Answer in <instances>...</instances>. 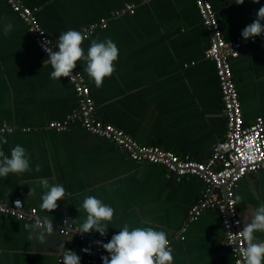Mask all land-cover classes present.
<instances>
[{"label":"crops","instance_id":"crops-1","mask_svg":"<svg viewBox=\"0 0 264 264\" xmlns=\"http://www.w3.org/2000/svg\"><path fill=\"white\" fill-rule=\"evenodd\" d=\"M37 8L41 26L52 40L69 28L82 30L100 20L82 41L111 38L119 49L111 76L97 87L77 61L74 68L90 87L96 116L122 130L141 145L159 146L179 156L205 162L225 140L227 121L214 63L205 57L209 35L194 0H21ZM224 36L234 40L256 18L264 0H210ZM134 14H117L126 5ZM12 30L4 34L3 25ZM244 122L264 116V39L243 46L232 60ZM47 58L39 52L26 24L5 0H0V152L16 144L25 147L31 170L0 177V203L19 199L37 217L73 228L86 215L85 196H96L114 209L111 238L125 223L155 226L171 241L172 264H232L217 212L207 210L195 221L188 212L205 190L196 177L177 178L161 165L137 162L115 142L89 132L69 116L79 108L73 84L66 77L50 78ZM62 122L57 131L48 125ZM39 165V171L36 170ZM59 183L65 196L53 210L41 209L45 191L39 178ZM30 188L32 189L29 193ZM237 207L244 212L264 203V169L244 177L236 188ZM77 218L75 221L73 219ZM34 222L0 212V264H62L57 245L77 251L81 264L98 261V232L65 235L58 230L35 239ZM27 225V227H26ZM184 239H181V237ZM264 240V232L257 233ZM105 242V241H104ZM83 249H89L84 251Z\"/></svg>","mask_w":264,"mask_h":264},{"label":"built area","instance_id":"built-area-1","mask_svg":"<svg viewBox=\"0 0 264 264\" xmlns=\"http://www.w3.org/2000/svg\"><path fill=\"white\" fill-rule=\"evenodd\" d=\"M5 1L26 24L37 49L47 58V53L44 51L42 44L48 40L49 45L54 48L57 40H52L39 23L38 9L24 5L21 0ZM194 2L203 27L209 35V46L205 52V57L215 65L227 121L224 142L216 147L205 162L188 157L183 158L172 150L159 146L141 145L122 130L100 120L96 116V105L90 87L84 76L75 69H73L74 76L72 79L66 78L74 86L79 99V108L68 119L80 120L89 132L115 142L137 162L161 165L177 178L191 176L202 180L206 188L200 198L189 209V221L197 220L207 210L217 212L224 230L225 244L233 257L232 264H243L239 251V248L245 246L242 237L238 246L235 243L237 232L243 226L242 223H237L242 219L237 207L235 193L239 182L244 177L264 169V116H258L250 125L245 124L239 91L234 80L232 60L239 56V50L243 46L263 40L264 34L249 39L239 36L234 40H227L210 0H194ZM134 13L135 6L131 4L126 5L117 12L119 15ZM107 26V21L103 19L84 27L80 31L88 39L97 29H105ZM48 126L57 131H62L65 128V124L62 122H51ZM9 128L11 127L0 126V134L14 131V128H11L12 131L9 132ZM16 201H20V204L17 205ZM0 212L34 223L36 218H39L35 208L25 210L23 202L19 199L0 203ZM39 219L40 227H42L44 220ZM71 228L73 227L67 221H63L61 226L53 224V232L58 230L65 235H70L73 232L70 230ZM181 239H184V237L182 236ZM230 239L233 242L232 244H228ZM103 240L107 242L108 237L104 236ZM168 241V247H171V241ZM96 253L107 254L101 245L96 248ZM90 264L102 263L94 260Z\"/></svg>","mask_w":264,"mask_h":264},{"label":"clouds","instance_id":"clouds-1","mask_svg":"<svg viewBox=\"0 0 264 264\" xmlns=\"http://www.w3.org/2000/svg\"><path fill=\"white\" fill-rule=\"evenodd\" d=\"M241 5L245 0H232ZM253 3H260V0H253ZM13 25H3V33L7 34L12 30ZM264 34V4L258 8L256 18L241 30V36L245 39L254 38ZM80 30L69 28L62 32L53 48L46 40L42 47L47 53V61L52 67L49 73L50 78L74 76L73 69L77 61L83 65L84 71L93 80L97 87L103 84L106 77L112 75L115 68V61L119 56V49L116 43L108 37L103 40L92 39L85 50L82 41L86 39ZM56 49V50H54ZM76 75V74H75ZM8 131H12L11 128ZM5 138L0 136V142ZM31 170L30 160L26 149L21 144H16L10 149L9 154L0 152V177H7L12 174H23ZM39 171V165H36ZM39 184L45 191L41 194V209L53 210L58 207L57 201L65 196V188L62 184L53 183L45 177L39 178ZM32 189L30 188L29 193ZM19 205L20 201H16ZM86 213L82 221L70 230L79 234L98 232L104 236L109 229V222L114 216V209L96 196H85L80 205ZM77 218L73 219L74 221ZM65 219L64 221H66ZM242 227L237 232L236 245H239L242 237L245 246L239 248L243 264H264V240L259 239L257 233L264 232V203L249 208L244 212ZM27 227V225H26ZM33 230L38 227L40 230L35 233V239L44 242L47 237L45 233L53 232V222L45 219L40 227V219L36 218L31 225ZM107 255L101 256L102 264H172V250L167 239V234L155 226H131L125 223L119 231L113 233L107 241H98ZM231 239L228 244H232ZM89 251V249H83ZM57 251L61 255L62 264H81V257L77 251L65 246L63 242L57 245Z\"/></svg>","mask_w":264,"mask_h":264}]
</instances>
